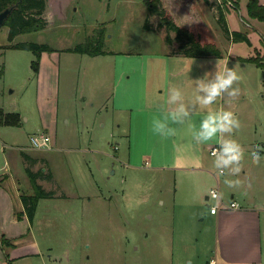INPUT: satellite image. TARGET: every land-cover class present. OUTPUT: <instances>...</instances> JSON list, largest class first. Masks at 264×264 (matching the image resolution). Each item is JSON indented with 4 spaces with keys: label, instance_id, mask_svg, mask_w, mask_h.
Masks as SVG:
<instances>
[{
    "label": "rangeland",
    "instance_id": "374dc122",
    "mask_svg": "<svg viewBox=\"0 0 264 264\" xmlns=\"http://www.w3.org/2000/svg\"><path fill=\"white\" fill-rule=\"evenodd\" d=\"M247 2L161 0L178 25L216 44L222 58L186 56L176 32L163 27L158 15L148 17L145 0H47L45 29L10 41L9 27L0 28V101L22 118L19 127L5 129L6 141L18 158L27 153L46 159L53 176L48 189L55 192L39 201L31 233L19 240L28 253V241L35 242L38 253L16 264H210L218 259L210 208L219 201L198 195L217 181L180 173L177 180L175 171L207 167L217 173L211 155L216 142L198 144L189 132L199 126L204 109L189 123L172 124L183 132L167 138L154 134L150 122L170 87L191 98L194 79L214 72L216 65L234 67L241 77L238 97L228 98L230 103L218 98L210 106L234 112L238 128L231 139L242 153L238 175L217 174L219 191L225 204L235 193L241 204L264 205V154L258 164L249 159L254 146L264 144V23L247 15ZM230 29L244 32L251 44L233 40ZM89 38L107 54L66 51ZM19 42L50 45L55 51L46 52L44 70L60 71L59 84L58 74L44 73L46 84L53 74L56 81L45 91L55 101L47 115L56 138L54 148L42 154L31 149L30 139L42 131L35 54L10 47ZM21 171L27 184L22 192L32 195L31 177ZM226 182L239 187L229 189Z\"/></svg>",
    "mask_w": 264,
    "mask_h": 264
},
{
    "label": "crops",
    "instance_id": "0c3cea01",
    "mask_svg": "<svg viewBox=\"0 0 264 264\" xmlns=\"http://www.w3.org/2000/svg\"><path fill=\"white\" fill-rule=\"evenodd\" d=\"M260 3L264 4V0H260ZM3 53L4 51L0 52V54ZM46 54V52H43L41 55L39 72L37 73V82L39 86L38 107L40 108L42 113L41 132L49 133L53 139V144H55L54 139L56 138V133L52 132L54 130V126L52 125V122L47 115L48 110L49 113L54 111L55 101L53 95L48 96L45 91L52 80H54V82L56 81L53 77V74L51 77H49V85L46 84L44 73H47L48 76H50L51 72H55L56 74H58L57 82L59 84L60 71L59 68H57L56 70L54 67L53 69L51 68L47 71L44 70L43 63L45 61ZM55 87L56 84H52L49 91L53 92V90H55ZM0 108H3L6 112H14L13 109H6L8 107H6V105H4L2 101H0ZM19 126H0V237L5 236L6 238L13 240L14 246L6 250L9 254L8 259L10 260V264H16L19 260L31 256L30 254L34 255L38 253V246L35 242L30 241L29 243L28 241V244L26 245L28 246V248L26 249H32V253H28L27 250L23 249L25 248L23 246V242L19 241L27 238V235L31 233V229L33 226V224L29 221L27 215L25 214L24 204L21 199L23 195L22 191L26 190L23 189V187H26L27 184L24 182V180L21 181V177H19V175H22L20 173L22 172L21 170L26 172L28 164L23 159L21 154L20 158H18L17 154L14 153L13 150H10L14 147H11V145L6 141L7 139L5 137V134H7V132H5V129L7 127ZM176 132L183 131L176 130ZM189 132H193V129H191ZM31 149L33 148L31 147ZM36 151L42 154L50 150ZM30 156H32L33 159H36V162L31 165V169L33 171L42 170V172H44L45 174H47L48 171L51 172V168L48 167V163H46V159L43 156L39 157L31 154ZM175 171L177 180L179 173L182 175L196 174L202 179L208 176L210 180L211 178L212 180L214 178V180L217 181L216 186H218L219 188V176L217 175V173L211 172L207 167H179L175 169ZM38 182L47 190H49L48 188L51 187L50 184L52 183V181H48L47 179H42V181H40L39 179ZM29 184L30 187H32L30 181ZM210 190L206 192L202 188H200L198 190V195L202 199L204 198L208 201ZM231 197V201L237 202L235 193H232ZM237 203L239 205L237 208L223 207L216 213H212V215H214L215 217V238L218 248V259L212 261H214L215 264H263L264 223L262 221V218L264 214L262 212H264V205H259L256 203H248L247 205L241 204V202ZM226 205L229 206V204ZM6 251L0 245V264H8L9 262L7 261V258L5 256Z\"/></svg>",
    "mask_w": 264,
    "mask_h": 264
},
{
    "label": "trees",
    "instance_id": "16d2710c",
    "mask_svg": "<svg viewBox=\"0 0 264 264\" xmlns=\"http://www.w3.org/2000/svg\"><path fill=\"white\" fill-rule=\"evenodd\" d=\"M207 1V0H205ZM227 1V0H226ZM148 8V17L152 14H156L160 17V24L163 25L168 31H175L176 41L183 43V53L188 57H199V56H214L217 58L223 57L222 50L214 43H207L200 40L194 33V29H189L180 26L172 18V15L162 7L161 0H145ZM17 4V5H16ZM11 5H16L9 17L6 19L4 25L9 27V40L13 41L14 38L19 34L31 33L39 30H43L47 26V20L43 16L47 7V0H0V11L6 9ZM247 15L251 19H255L259 22L264 23V4H261L259 0H248ZM220 18L225 21L224 14L220 11ZM149 22V20H147ZM146 28H150V23L145 25ZM226 31H229L226 28ZM232 39L246 41L251 44L249 37L240 31H230ZM167 43L171 44L173 38L171 35H167ZM95 38H89L86 42L80 43L72 48L66 49L68 52L87 54L90 56L106 55L107 52L102 49L99 43H96ZM13 49H23L32 51L35 54V59L32 61V70L34 73L39 72V66L41 62V55L43 52H53L54 48L46 43H35V42H19L13 43L11 46ZM240 61L249 62V60L241 59ZM249 63H256L251 61ZM263 64H258L262 66ZM22 122L21 115L18 112H6L3 108H0V126H19ZM23 159L27 162L28 166L26 172L31 177V183L34 188V193L23 194L21 199L24 204L25 214L29 221L33 224L35 214L39 201L43 198H52L55 196L53 189H45L39 182V179H47L53 181V176L50 171L47 174L39 171H33L31 165L36 162L27 153L21 154ZM0 245L6 251L8 248L14 246L13 240L6 238L5 236L0 237ZM5 256L8 264H10L9 254L6 251Z\"/></svg>",
    "mask_w": 264,
    "mask_h": 264
},
{
    "label": "clouds",
    "instance_id": "9594fccd",
    "mask_svg": "<svg viewBox=\"0 0 264 264\" xmlns=\"http://www.w3.org/2000/svg\"><path fill=\"white\" fill-rule=\"evenodd\" d=\"M241 79L234 67L219 68L206 71L203 77L192 79L195 86L194 97L188 98L180 87H170L169 94L163 106H159V114L154 115L150 122L151 131L161 138L174 136L176 128L172 124L189 123L194 114L200 113L199 126L193 131V138L198 144L215 141L212 150L213 167L221 176L233 177L239 174L242 153L240 147L233 142L231 134L237 130L238 123L235 114L222 106L210 107L218 98H225L224 103H230L228 98L239 95L236 84ZM36 148L42 147V142L34 138ZM264 154V144H257L249 152V159L259 163ZM232 189L239 187L238 182L225 184Z\"/></svg>",
    "mask_w": 264,
    "mask_h": 264
},
{
    "label": "built area",
    "instance_id": "2783aa9c",
    "mask_svg": "<svg viewBox=\"0 0 264 264\" xmlns=\"http://www.w3.org/2000/svg\"><path fill=\"white\" fill-rule=\"evenodd\" d=\"M229 5L232 4V0H227ZM34 138H38L41 142H42V147L40 148H36L33 144V140ZM31 143H32V148L33 149H37V150H51L54 148L53 146V139L51 137V135L47 132H40L39 134H34L31 136ZM215 147V146H214ZM213 147V148H214ZM212 148V150H213ZM212 150H211V153H212ZM211 198H214V199H218L219 201V205H216V206H212L210 208L211 210V213H216L219 209L221 208H225V207H230V208H237L239 205L237 202L235 201H231V203L229 204V206H227L223 200L221 199V196H220V191H219V188L218 186H215L213 188H211L210 192H209V196H208V200H210ZM211 264H215L214 261L211 262Z\"/></svg>",
    "mask_w": 264,
    "mask_h": 264
},
{
    "label": "water",
    "instance_id": "95a60500",
    "mask_svg": "<svg viewBox=\"0 0 264 264\" xmlns=\"http://www.w3.org/2000/svg\"><path fill=\"white\" fill-rule=\"evenodd\" d=\"M16 5H11L6 9L0 11V28L4 25L6 19L9 17L10 13L12 12V10Z\"/></svg>",
    "mask_w": 264,
    "mask_h": 264
}]
</instances>
